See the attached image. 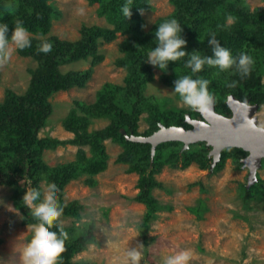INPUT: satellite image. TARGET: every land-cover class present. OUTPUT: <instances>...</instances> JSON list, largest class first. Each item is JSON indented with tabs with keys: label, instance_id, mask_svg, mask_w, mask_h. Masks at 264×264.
<instances>
[{
	"label": "rangeland",
	"instance_id": "1",
	"mask_svg": "<svg viewBox=\"0 0 264 264\" xmlns=\"http://www.w3.org/2000/svg\"><path fill=\"white\" fill-rule=\"evenodd\" d=\"M149 1L150 9H138L142 19L138 30L116 31L115 37L98 36L95 56L59 58V70L75 74L84 85L77 83L45 98L50 112L34 137L37 156L43 163V168L35 174L38 189L46 192L53 185L44 175V168L52 170L71 163L79 151L92 155L89 143L73 142L76 133L67 127L65 117L73 109L83 115L89 136L93 131L113 129L118 123L110 114L98 110L97 92L106 82L125 86L124 79L134 72L142 81L144 99L134 118L135 128L122 136L125 140L150 145L147 167L156 180L150 191L153 206L135 199L139 191L138 175L129 171L130 164L115 161L123 150L119 139L102 138L108 154L105 168L91 173L79 171L62 185L63 202H74L76 209L75 213H63L60 218L68 233L67 239L78 235L87 237L85 248L73 254L71 264H130L127 251L133 248L139 252L138 264H164L168 256L185 251L189 254L187 264H264V156L251 174L247 161L249 151L233 157L228 150L236 146H225L214 162L213 145L209 142L186 143L167 136L162 129L168 126L159 122L153 128L154 106L160 111L181 112L189 127L175 126L192 128L195 122L206 119L204 113L190 109L172 93L173 81L178 76L191 75L189 68L178 61L169 62L165 73L145 59L146 53L155 47L157 25L175 18L182 24L189 52L211 54L207 43L209 33H215L227 48L232 40L240 41L241 48L232 52L244 51L254 58L253 71L259 78L260 92L264 93V38L254 35L255 25L248 20L256 8L264 9V0H197L190 6L191 12L202 5L206 6L205 10L212 9L208 19L202 22H196L195 14L189 17L184 7L171 0ZM46 3L53 8L48 28L41 33L29 32L30 38L41 44L52 45L55 39L77 42L84 37L85 28L115 27L100 13L98 2L46 0ZM12 31L8 32L9 37ZM231 32L236 35L232 37ZM11 47L9 59L0 64V102L6 89L24 94L32 76L42 70L37 56L21 55L14 45ZM130 63L133 68L129 67ZM196 75L210 81L209 90L215 101L223 100L233 107L244 106L251 111L250 118L256 125L264 128V101L249 103L247 99H237L234 88L227 86L234 81L233 72L206 66ZM129 98L133 100L134 96ZM89 105L91 110L87 109ZM219 117L229 125L233 115L219 114ZM19 139L14 125L0 126V147L16 144ZM170 142L177 143L170 145ZM198 142H204L206 152ZM161 144L168 145L169 151L175 150V154L169 158L160 154L155 163ZM191 148L198 150L199 155L181 165L180 154ZM27 187L25 182L17 186L0 185V264H23L22 254L34 239L37 223L29 219L31 213L22 203ZM17 198L22 206L16 204Z\"/></svg>",
	"mask_w": 264,
	"mask_h": 264
},
{
	"label": "trees",
	"instance_id": "2",
	"mask_svg": "<svg viewBox=\"0 0 264 264\" xmlns=\"http://www.w3.org/2000/svg\"><path fill=\"white\" fill-rule=\"evenodd\" d=\"M88 1L90 3H99L100 13L105 14L106 18L114 24V29L85 28L84 37L77 42H62L55 39L54 44H52V51L49 53L39 52L38 49L41 43L34 38H31V47L22 50L17 49V52L21 55L37 56L41 61L42 70L32 76L24 94H16L11 89H6L4 99L0 102V126L4 124L14 125L15 131L20 138L16 144L0 147V185L17 186L21 182H25L28 186L27 188L38 189L35 174L41 166L43 168V163L41 158L37 156V145L34 137L50 112V105L45 98L54 91L67 89L74 84L84 85V82L75 74L62 73L59 70L57 66L59 58L71 57L76 59L85 57L87 54L95 56V43L98 36L109 35L110 37H115L116 31L125 33L138 30L142 25L138 9L151 8L149 0H133L132 15L130 18H126L121 12V5L124 0ZM195 1L197 0H171L175 5L184 7L189 17L195 14L193 17L196 22L208 19V14L212 12V9L205 10V5L198 7L196 12H191L190 6ZM52 13L53 8L46 3V0H0V22L8 23L9 31L14 29L16 22L19 20L23 22L29 32L41 33L46 27L48 28V21L53 16ZM248 20L255 25L254 35L264 38V9L261 7L256 8ZM235 35L236 33L231 32L232 37ZM241 44L238 40H232L229 48L234 51L241 48ZM186 50L189 52L188 49ZM235 52L238 54L240 51ZM186 59L187 57L178 61L181 66H185L184 60ZM130 64L129 67L133 68L134 65ZM232 79L237 81L233 87V92L237 99H247L249 103L264 101V93L260 92L259 78L254 74L253 70L244 79H241L235 73ZM124 81L126 82L125 86L106 82L97 92L96 103L98 110L106 115L110 114V117H113L118 123L113 129L103 132L93 131L89 136L84 126L87 119L83 115L76 114L75 109L64 119L67 122V127L76 133L73 142L77 144L89 143L92 155L89 157L86 156L84 151H79L77 159L71 163L60 165L52 170L44 168V175L50 178L52 184L57 185L59 189L58 195L64 208L63 213L76 212L74 202L65 204L62 200L63 183L67 178L74 176L79 171L91 173L105 168L108 154L101 140L109 136L118 138L123 146L122 152L119 153L115 161L130 164L129 171H133L138 175L137 187L139 191L135 199L145 202L151 207L153 206L150 191L153 185L156 184V180L152 171L147 167L150 145L125 140L122 136L123 133L131 132L135 128L134 118L140 110L141 101L144 99L141 94L142 81L138 75H134V72L132 76H127ZM131 95L134 96L133 100L129 98ZM153 108L155 112L151 115L152 118L150 117L153 122V128H156V122L165 126L183 125L184 127H189L184 122L181 112L173 110L160 111L157 106ZM87 109L91 110V106H87ZM214 109L215 112L226 117L232 115L231 109L223 100H216ZM81 127L83 128L81 129ZM175 143L177 142H170L169 144L173 145ZM198 144L203 147L204 152L207 151L204 142H198ZM161 146L160 149L159 147L157 148L154 157L155 163L159 161L160 154L167 158L175 154V150L174 152L169 151L168 145L161 144ZM199 153L198 150L192 148L181 153V165L188 164ZM228 153L233 157H239L246 152L241 148L233 147L228 150ZM29 180L32 182L30 185L28 184ZM18 199H16V204L22 206ZM29 219H33L32 216ZM86 238V236L78 235L71 240H66V250L62 253L61 264H71L70 259L73 254L85 248Z\"/></svg>",
	"mask_w": 264,
	"mask_h": 264
},
{
	"label": "clouds",
	"instance_id": "3",
	"mask_svg": "<svg viewBox=\"0 0 264 264\" xmlns=\"http://www.w3.org/2000/svg\"><path fill=\"white\" fill-rule=\"evenodd\" d=\"M132 6L133 0H124L121 5L124 17H131ZM183 31L182 24L175 18L159 23L154 32L155 47L146 53L145 59L153 67H158L167 73L169 62H177L187 57L184 65L191 70V75L178 76L173 81L172 93L179 97V102L203 114L212 110L215 96L209 90L210 81L196 74L201 73L208 66L220 72H233L244 79L251 74L255 61L244 51L233 54L217 39L215 33H209L207 39L211 54L201 55L200 51L196 50L188 52L186 50L187 40ZM8 32V23L0 22V64L9 59L13 50L12 45L21 50L31 47L29 31L22 21L16 22L10 37ZM38 51L51 52V43L42 42ZM236 83L237 81H231L227 86L232 88ZM31 183L29 180L28 184ZM58 193L57 185L53 184L47 188L46 192L37 188H28L23 196L24 207L30 211L33 221L37 223L34 229V239L22 254L23 264H61L68 233L60 222L64 208L60 203ZM138 255V249H128L127 256L130 264H138ZM188 261L189 254L185 251L168 256L164 264H187Z\"/></svg>",
	"mask_w": 264,
	"mask_h": 264
},
{
	"label": "water",
	"instance_id": "4",
	"mask_svg": "<svg viewBox=\"0 0 264 264\" xmlns=\"http://www.w3.org/2000/svg\"><path fill=\"white\" fill-rule=\"evenodd\" d=\"M228 106L233 115L229 125H225L213 106L211 111L203 114L206 121H197L192 128L171 125L162 130L167 136L186 143L198 140L209 142L213 145L214 162L218 160L220 151L225 146H236L249 151L248 158H253L251 166V174H253L261 157L264 156V128L257 126L255 121L250 118L251 111L249 109L244 106L237 107L240 108V111L236 115L237 108ZM173 132L176 135H172Z\"/></svg>",
	"mask_w": 264,
	"mask_h": 264
},
{
	"label": "bare ground",
	"instance_id": "5",
	"mask_svg": "<svg viewBox=\"0 0 264 264\" xmlns=\"http://www.w3.org/2000/svg\"><path fill=\"white\" fill-rule=\"evenodd\" d=\"M236 108H237V107H235V109H236ZM239 111H240V108H237L235 114L238 115V114H239ZM241 114H242V113H241ZM173 134L176 135V133H174V132L172 133V135H173ZM177 134H178V133H177ZM247 161H248L249 165L252 166L253 158H252V157H249V158L247 159Z\"/></svg>",
	"mask_w": 264,
	"mask_h": 264
}]
</instances>
